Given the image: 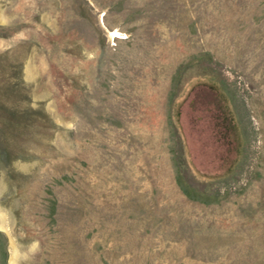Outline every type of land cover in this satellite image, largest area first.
I'll use <instances>...</instances> for the list:
<instances>
[{
	"label": "rangeland",
	"instance_id": "1",
	"mask_svg": "<svg viewBox=\"0 0 264 264\" xmlns=\"http://www.w3.org/2000/svg\"><path fill=\"white\" fill-rule=\"evenodd\" d=\"M0 264H264V0H0Z\"/></svg>",
	"mask_w": 264,
	"mask_h": 264
}]
</instances>
